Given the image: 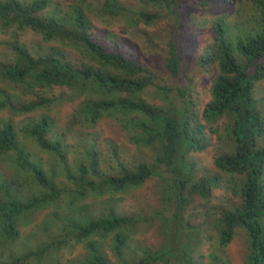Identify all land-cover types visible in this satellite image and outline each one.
Masks as SVG:
<instances>
[{
	"label": "trees",
	"instance_id": "16d2710c",
	"mask_svg": "<svg viewBox=\"0 0 264 264\" xmlns=\"http://www.w3.org/2000/svg\"><path fill=\"white\" fill-rule=\"evenodd\" d=\"M136 1L135 7L126 6L121 0H75L63 15L54 9L50 16L42 17L40 13L52 0H0V29H16V35L30 29L45 41L57 44L38 58L30 55L24 45L13 46L14 57L3 70V76L41 96L38 103L15 111L28 113L36 107L50 108L64 100L83 97L81 108L68 121L70 126L77 121L97 126L105 119H120L138 151L150 152L149 157L137 154L138 163L129 166L123 154L125 148L105 141L111 155L102 160L96 142L90 145L83 140L81 156L85 162L70 170L65 157L67 147L60 140L46 138L55 130L56 120L43 115L31 122L33 127L24 131V135L58 158L47 167V163L32 159L28 146L12 131V125L6 126L0 131V157L10 162L9 166L17 173L15 183L28 200L20 202L19 197L11 196L12 199L4 201V192L8 193L11 187L9 181H14L5 174L3 182L0 181V218L5 220L0 244L3 235L6 243L14 242L16 220L26 225L30 222L29 213L40 214L60 207L58 203L64 198L69 215L57 212L47 221L59 222L61 237L47 236L33 252H12L10 264L51 261V255L73 241L85 242L87 256L81 264H112L99 245L111 235L114 252L122 264H203L189 254L183 242L185 237L198 234L191 232L184 215L198 199L209 204L213 190L226 180L232 188L238 187L235 191L240 195V204L222 212L219 224L215 223L219 246L215 264H230L222 252L238 230L248 238L247 264H264V0ZM216 2L232 13L212 18L210 42L203 37L198 40L200 36L196 33L200 30L194 22L195 10L205 7L209 10ZM163 18L172 19L175 29L166 40L163 72L169 81H182L183 88L158 86L155 72L141 61L149 54L148 49L158 51L155 40L159 35L156 37L146 27H155ZM188 29L191 43L198 42L194 50L191 46L187 48L183 40ZM120 34L122 40L141 35L144 42L139 47L125 40L119 48L112 39ZM62 46L72 49L80 61L75 64ZM124 47L132 52L127 54ZM194 66L195 73H210L207 91L210 100L206 103L197 91L200 88L195 73L188 70ZM57 88L60 93L54 95ZM150 88H155L150 92L152 100L161 96L163 104L146 101L144 96ZM7 103L4 99L0 108ZM219 126H224L220 133ZM209 148L213 150L216 171L199 169L198 162L192 160L193 153ZM61 161L69 165L58 168ZM57 174L66 176L71 189L65 185L63 191L59 190ZM155 177L160 180L161 195L160 207L152 213L161 222L164 245L155 252L142 248L139 262L123 261L121 249L129 243L124 227L134 224L137 233L136 226L143 218L117 217L111 209L108 217L93 219L85 214L88 211L85 200L90 196L109 197L116 202L121 195L142 188ZM72 184L77 191L72 190ZM177 223L176 233L172 227Z\"/></svg>",
	"mask_w": 264,
	"mask_h": 264
},
{
	"label": "rangeland",
	"instance_id": "374dc122",
	"mask_svg": "<svg viewBox=\"0 0 264 264\" xmlns=\"http://www.w3.org/2000/svg\"><path fill=\"white\" fill-rule=\"evenodd\" d=\"M25 1L30 2L32 0ZM121 1L125 3L126 6L136 7L137 4L136 0ZM209 1L214 2L215 0ZM74 2L75 0H52L51 5L48 6L42 13H40V16H50L52 10L54 9L60 11V15H63L65 11H68V7L71 4L74 5ZM217 2L216 5L211 7L209 10H207L206 7L197 8L195 10L194 22L199 25L200 30L198 33H196V35L200 36L198 40L203 37L205 38L206 42H210L212 38V18L215 15L232 13L231 10H223L220 8L217 5ZM75 5H77V3H75ZM171 20L172 19L170 18H163L157 23L155 27H146V29H148L149 32L156 37L159 35L155 40V46L157 47L158 51L155 52L152 49H148L147 52L150 55L147 54V56H145L141 61L155 72L158 77L156 80V84L158 86H168L177 89L183 88L181 86V83L183 82L179 81V79H174L175 81H169L168 76L163 72L164 63L162 56L164 55L166 40L169 38L170 33L172 37L175 31ZM140 28H143V25H140ZM14 30L16 29H0V104L4 101V99L8 100V103L0 108V131H2L6 126L12 125V131H14V133L28 146L27 148L32 159L35 157L38 159L37 161L47 163V167L49 163L53 164V160L56 159L55 155H51L43 151L36 144L32 137L26 138L24 135V131L33 127L31 122L38 121L43 115H47L56 120L55 130L49 132L46 138L49 140H60L61 143L67 147L68 155H65V157L66 162L70 163V170H74L79 162L84 161L83 156H81L83 155V140L84 142H88L90 145L91 143L96 142L103 156V158L101 157L102 160L107 159L108 156L111 155V153L107 152V147L105 146V141L107 142V140L117 144L120 149H126L125 153L123 154L125 155L124 157H126V164L129 166H133L134 163L136 164L137 154L147 155V157L150 156V152L147 154L145 153V150L138 151V148H136L133 142L129 140L130 136L124 130V126L120 119L112 121L105 119L97 126H90L87 123H79L77 121L75 124L70 126L68 121H70L71 118L75 116L76 110L81 108L80 103L82 100H84L83 97H74L70 100H64V102L56 104L55 106H51L50 108L47 106L36 107L28 113L16 112V108L26 107L35 102L38 103L41 96L38 97L36 93L33 94L23 85H21V83L18 85L12 84V82L3 76V70L7 68V65L12 62L14 57V50L12 49L13 46L24 45V48L30 55L38 58L46 55V53L50 52L52 50L51 48L57 46V44L55 42L45 41L40 36V34L30 29H25L20 32L18 31L17 35ZM94 31H96V29H94ZM116 31H118V29ZM190 31L191 30L188 29L183 40L187 48L191 46V49L194 50L197 48L195 43L198 42L193 41L191 43L192 35ZM121 37L123 36L120 34L119 38L115 37L112 39L114 44H118L119 48L125 40H129V43L132 41L139 47L142 45L141 43L144 42L141 35L128 36L125 40H122ZM62 48L68 51L69 58L73 59L75 64L80 61V58H78L77 54L74 53L72 49L64 48L63 46ZM123 51L127 54L132 52V50L128 49L127 47H124ZM194 69L195 66L188 68L190 72ZM193 72L195 73V71ZM208 76H210L209 71L207 73L201 71L200 73L198 72L194 74V77H196L197 80L196 83L198 88H200L197 89V91L200 92V98L203 99L205 103L210 100L209 94L207 92L209 90ZM154 89L155 88H150L148 93L145 94L144 98L146 101L163 104L161 96L154 100H152L150 97V92L154 91ZM59 93L60 89L58 88L53 92L54 95H59ZM46 95H51V93ZM47 97L51 98V96ZM219 127L218 131L220 133L224 126ZM60 157L62 159V156ZM213 158L214 154L212 148H209V150L204 152L202 151L197 154H192V160H196L199 163H197L198 168L202 170L206 169L207 171H216V168L212 162ZM64 162L65 161H61L57 167H62L65 169L69 164ZM148 162H151V158ZM0 164L2 165L0 171L4 169V173L11 176V179H14L13 182L9 181V186L11 187L8 193L4 192V201L7 202L9 198L12 199L11 196L19 197L18 201L20 202L27 201L28 196L23 195L22 191L24 190L19 188V186L15 183V180L17 179V173L12 166H9L10 162L0 157ZM65 177L66 176H60L58 174L55 177V181L59 186V190L61 191L64 190L65 185H68L71 189L70 183ZM239 184L241 183L238 182V185ZM72 190L77 191V188L73 184ZM235 190H238V187L234 189L232 188L231 184H228L226 180H224L221 186L213 190V197L209 201V204L208 202L205 203L204 201L198 199L191 205L188 211L186 210L184 215L185 222H188L191 226V232L194 231L198 234L185 237L183 242L188 246L190 250L189 254L194 256L195 260L203 264H215L217 255H219L218 237L216 236L217 231L215 230L217 227H215V223L219 224L218 219L221 217L222 212H225L226 210L240 204V195ZM63 195L65 196V193H63ZM160 195V180L159 178L155 177L150 179L142 188L134 189L126 194L121 195L120 198L116 200V202L110 201L109 197H105L104 199L95 198L92 196L88 197L85 200V206L88 209V211H85V214L93 219H96V217L106 218L108 217L111 209H113L117 217L124 216L136 218L135 220H137L138 216L142 217L143 220L141 223H138V226H136L138 227L137 233L134 232V224L124 227V232L126 233L125 236L128 238L129 243L127 246H124L121 249L123 261L126 260L130 263L139 262L142 258V248H148L151 250V252H155L159 250L165 242V235H162L160 230L161 222L154 218V214L152 213L160 207ZM65 200L66 199L64 198L60 199V206L63 209L61 207H52L40 212V214H29L27 217L30 222H28L26 225L23 224L19 219L17 221L19 222L18 227L21 228L22 226H27L28 229H19L20 235L18 233L14 235L13 238L16 239L14 242L9 241L6 243V238L3 235L2 242L0 244V260L2 259L1 262L3 264H10L13 262L11 255L12 252H14V254H19L17 252L20 250L22 252L35 251L37 246L41 243V239L47 240V236L49 235H51L50 237L53 239L60 238L62 235V228L59 222H57L55 219L53 222L47 221H50V218H52L55 213L57 214V212H59V214H62L63 212L64 215L69 213L68 209L65 208ZM72 212L74 213V211ZM178 227L179 224L177 223L174 227H172V230H175L177 233ZM238 232L239 233H237L235 238H233V240L222 252L224 256L222 257L224 259L227 258L226 260H228L230 264H247V256L249 254L248 238L243 231L238 230ZM179 234L181 233L179 232ZM100 244L102 245V250L107 255L109 261L112 264H122V261L116 257L114 252L115 249L113 244V235H111L106 242H99V245ZM86 256L87 251L85 249V242L76 244L75 241H73L72 243H67L61 247L58 254L51 255V261H44L41 264H81L85 260Z\"/></svg>",
	"mask_w": 264,
	"mask_h": 264
},
{
	"label": "clouds",
	"instance_id": "9594fccd",
	"mask_svg": "<svg viewBox=\"0 0 264 264\" xmlns=\"http://www.w3.org/2000/svg\"><path fill=\"white\" fill-rule=\"evenodd\" d=\"M4 166V165H3ZM2 167V165L0 164V168ZM4 176H6L5 175V173H4V169L3 170H1L0 171V181L1 182H3V180H4ZM26 202V201H25ZM58 204H60V202L58 203ZM61 207V206H60ZM63 209V208H62ZM29 214H31V213H29ZM60 215H64L63 214V212H62V214H60ZM67 215H69V213L68 214H65V216H67ZM5 220H3L2 218H0V231L1 232H3V233H5L4 232V224H5V222H4ZM18 220H16L15 222H16V230H17V233L20 235V232H19V229H21V228H25V229H28V227L27 226H22L21 228H19L18 227V223L19 222H17ZM12 240L14 241V240H16L15 238H12ZM41 240H44V239H41Z\"/></svg>",
	"mask_w": 264,
	"mask_h": 264
}]
</instances>
